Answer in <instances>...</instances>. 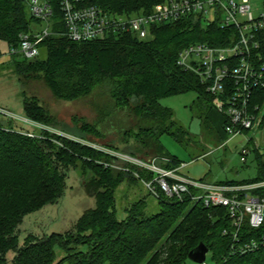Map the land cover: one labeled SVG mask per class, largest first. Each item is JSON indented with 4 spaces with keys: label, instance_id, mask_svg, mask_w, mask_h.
<instances>
[{
    "label": "trees",
    "instance_id": "16d2710c",
    "mask_svg": "<svg viewBox=\"0 0 264 264\" xmlns=\"http://www.w3.org/2000/svg\"><path fill=\"white\" fill-rule=\"evenodd\" d=\"M50 1L55 33L42 42L40 55L29 60L19 52L20 36L39 29L40 23L31 15L27 0H0V40L15 51L0 70L9 68L16 75L22 87L24 117L39 125L0 114V264H187L190 252L201 243L210 249L214 264H264V245L254 253L232 255L233 229L227 208H207L201 201L194 202L191 194L183 202L160 195L155 211L148 209L146 197L140 198L129 203L125 217L119 218L118 189L141 181L135 172L145 180H152L154 174L49 131L55 116L42 99L26 90L28 83L39 81L57 101L89 99L97 118L91 123L76 118L79 139L97 144L98 139L114 133L124 149L108 144L109 151L134 158L151 155L168 159L169 163L160 162L162 166L180 168L161 137L167 134L182 144L190 133L160 100L195 92L202 123L212 129L209 114L215 109V97L195 73L178 65L179 54L197 43L231 44L237 32L224 30L218 23L204 26L192 17L154 27L144 40L123 34L74 42L60 35L66 29L62 0ZM164 1L90 0L86 4L109 12L133 13L151 11ZM263 106L264 89H257L250 109L259 115ZM120 161L130 171L116 168ZM257 161V178L217 184L263 182L264 155L258 154ZM80 168L84 175L92 173L84 187L95 199V207L87 210L70 232L42 237L29 234L21 245L19 227L24 218L61 200L70 172ZM256 193L264 197V187ZM240 236L242 243L261 240L264 226L259 230L245 226ZM11 252L14 257L9 260Z\"/></svg>",
    "mask_w": 264,
    "mask_h": 264
},
{
    "label": "built area",
    "instance_id": "2783aa9c",
    "mask_svg": "<svg viewBox=\"0 0 264 264\" xmlns=\"http://www.w3.org/2000/svg\"><path fill=\"white\" fill-rule=\"evenodd\" d=\"M88 1H61L66 29L60 35L74 42L123 34H133L144 40L151 35L154 27L192 17L199 19L204 26L218 23L224 30L234 29L237 38L231 44L216 47L197 43L185 47L179 54L178 65L195 73L215 97V110L223 116L224 147L234 137L261 127L264 117L252 112L250 105L255 91L264 89V4L262 9L254 12L250 0H166L154 5L151 11L115 13L88 5ZM27 4L40 26L20 36L19 52L32 60L40 55L42 42L55 33V12L50 0H27ZM13 53L15 51L11 49L10 56ZM4 59L5 55L0 53V64L5 62ZM255 110H259V106ZM248 142V146L241 150L243 163H246L251 151L260 149V144L253 138H248ZM114 155L121 158L118 154ZM126 158L154 174L152 180H145L135 172L156 198L164 195L183 202L185 196L191 194L194 202L201 201L207 208H227L233 229L232 255L254 253L264 245V237L240 242L243 227L259 230L264 226V197L256 193L264 187V181L243 185L207 184L181 174V168L162 166V162H170L168 159L143 161ZM192 191L197 194L192 195Z\"/></svg>",
    "mask_w": 264,
    "mask_h": 264
},
{
    "label": "rangeland",
    "instance_id": "374dc122",
    "mask_svg": "<svg viewBox=\"0 0 264 264\" xmlns=\"http://www.w3.org/2000/svg\"><path fill=\"white\" fill-rule=\"evenodd\" d=\"M250 2L254 12L263 8L264 0H250ZM41 56L45 57V54L42 53ZM26 90L27 93L42 99L55 116L54 125L48 127L49 131L77 140L109 154H118L117 156L123 158H120L122 161L132 163V160L126 158V156L129 158L134 157H130L128 154L113 153L106 147L108 144H114L120 150L124 149V146L119 143L114 133H108L104 138L98 139L97 144L77 137L75 134L77 133L76 118H84L90 123L97 118L89 99L75 102L57 101L39 81L28 83ZM21 91L22 87L12 70L9 68L0 70V114L39 127L38 124L30 122L24 117L22 99L20 97ZM196 99L197 94L190 91L160 100L164 107L172 110L176 120L190 133V137L182 144L170 135L165 134L161 137V141L168 153L181 164V174L207 184L257 178L260 175V167L256 154L251 151L247 156L246 163H243L241 150L248 146V138H253L260 144L259 152L264 155V122L260 128H255V130H251L246 134L234 137L224 147L222 145L224 142L222 132L223 116L213 109L209 114L212 129H207L200 117L201 109L195 106ZM212 105L214 108L216 107V100H214V103L212 102ZM1 107H7L8 110ZM1 115L0 118H2ZM260 116L264 117V106ZM42 127L45 128L44 126ZM151 157V155H140L134 159L146 161L153 159ZM116 168L130 171L129 166L121 161L117 162ZM91 178V172L84 175L81 168L72 170L67 180V189L63 198L57 202L47 204L39 211L33 212L24 218L23 223L19 227L20 244L24 243L25 238L29 234L42 237L52 233L63 234L73 230L79 218L96 205L95 199L89 195L84 187ZM116 197L120 208L118 212L119 218L125 217L124 208L129 203L135 202L140 198L146 197L145 204L149 210L155 211L159 209L156 197L142 181H138L135 186H128L125 183L118 189ZM13 257L14 254L12 252L8 254L9 260H12ZM187 264L196 263L189 260ZM206 264H214L211 253L207 255Z\"/></svg>",
    "mask_w": 264,
    "mask_h": 264
},
{
    "label": "water",
    "instance_id": "95a60500",
    "mask_svg": "<svg viewBox=\"0 0 264 264\" xmlns=\"http://www.w3.org/2000/svg\"><path fill=\"white\" fill-rule=\"evenodd\" d=\"M209 253L210 249L205 244L201 243L197 248L190 252L189 260L196 264H203L206 262Z\"/></svg>",
    "mask_w": 264,
    "mask_h": 264
},
{
    "label": "crops",
    "instance_id": "0c3cea01",
    "mask_svg": "<svg viewBox=\"0 0 264 264\" xmlns=\"http://www.w3.org/2000/svg\"><path fill=\"white\" fill-rule=\"evenodd\" d=\"M10 51H11V47H10V45L7 43V42H5V41H2V40H0V53H2V54H4L5 55V62L4 63H6V62H8L9 60H10V58H11V56H10ZM264 121V120H263ZM259 150L260 149H258V150H253L252 151V153L254 152L255 154H256V159H257V155L258 154H261L260 152H259ZM263 155V154H262ZM258 165H259V162H258ZM217 184V183H216Z\"/></svg>",
    "mask_w": 264,
    "mask_h": 264
}]
</instances>
